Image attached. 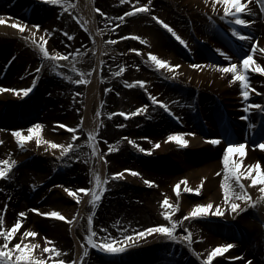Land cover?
Instances as JSON below:
<instances>
[{
    "label": "bare ground",
    "instance_id": "bare-ground-1",
    "mask_svg": "<svg viewBox=\"0 0 264 264\" xmlns=\"http://www.w3.org/2000/svg\"><path fill=\"white\" fill-rule=\"evenodd\" d=\"M136 1L137 0H126V7L128 6L127 12L131 13L132 9L136 8ZM139 1H142L140 4L141 6L148 3V0ZM243 2L246 10L241 13V15L248 21H253L246 26L236 25L234 23L235 17L230 14L225 19L224 9L227 5L223 4L222 0H220V2H218V0H152V4L149 8L153 24L147 23L141 29L140 34L143 39L135 41L132 38H129L127 40L128 43L133 44L131 49H137L138 44H140V50L137 49L138 51H130L127 54L128 57L126 56V58L121 61V64H125L129 69L137 67V62L132 55L134 54L147 68L157 71L161 83L173 87V92L171 93L172 96L166 91L163 93V96L157 97V95L159 96L161 93L160 91L163 85L160 84L159 81L154 82L150 75H147V78L145 79L147 83L145 85L149 86L146 87L147 91L145 99L149 106L147 110L142 111L138 117L142 115L143 117L150 116L149 120L151 123L144 124L145 127H139L140 129L144 128L146 131V135L141 136L144 137L142 138L143 141L141 144L136 142V139L132 138L127 139L125 143L131 146V148L134 147L135 144V146L139 145L142 148L151 149L150 152H141L139 148L136 147L137 154L138 156L140 155V158H142L144 163L155 165L163 164L169 167L173 166V164L168 160H172L177 167H174L175 169H169L164 173H151L148 170H144L142 167H140V169L139 166H132V168H129L128 162H120L115 165V168H117L116 172L123 171L124 169H134L135 171H138L140 175H133L132 172L127 171L124 172V175L121 178L122 182L126 184L131 183L130 185H132L133 188H146L148 191L154 192L156 197L157 195L159 196L158 200L161 202L162 195H164V198L167 196L170 199V203L179 204V211L173 209L174 218L181 219L183 222L182 225L178 227L176 234L182 235L183 233V235H187V232L191 231L192 243L191 247H189L187 243L169 240L161 234L154 233L149 234L144 238H135V243H133L131 247L126 248L125 253L122 254H106L103 251L94 248L97 252L110 256L111 263L205 264L206 261L196 256V253L193 250V241L201 238L206 245L209 246L208 249L211 253L214 248L221 246V242L224 241V239H228L230 235L224 234L218 237L215 233L209 230V227L216 224L222 226L221 228L226 230L230 225L243 223V227H245L246 230V237L243 241L244 243H236V245H233L227 251L223 252L222 255L215 256L211 264H241V261L243 262V260L247 261L248 264H264V221L263 223H260L262 222V219L264 220V198H262L264 197V194L260 192L262 185L259 183L256 185L252 184V177H258L259 173L254 171L252 177L245 176L243 179V183L247 186V191L251 195V200L238 201L244 209L242 212L238 209L236 213H233L230 205H225L222 190V183L225 176L222 157L226 142L247 141L246 155L243 157L244 166L253 165L259 161L262 168H264V149H260L259 147L251 148L252 144L256 145L261 141H264V111L257 108H252L247 112L245 111V108L248 107L249 103L264 105V73H256L249 70V79L251 82V88L249 91L251 95L249 101L245 102L241 95L242 88L240 82H231V73H222L219 69L211 66L215 64L227 65L229 63H235L239 53L241 52V55L245 53L248 48L246 45L250 44L252 41L257 44V50L253 54L254 59L257 63L264 65V52H261V49L264 48V22L261 23L260 20H257L263 12L264 1L257 0L253 3L249 0H243ZM11 3V7H14V0H12ZM24 3L25 4L20 3L19 0L15 1V4H17L15 8V12L17 13L16 16H14V14L8 9L0 11V15H3L6 21L5 24L0 25V43L1 45H5L4 48L0 49V58L7 53V58L5 60H0V86L5 88L23 89L31 87L34 83V81L31 80L30 85L26 86L23 82V78H27L24 74L21 72L14 74V60L12 61L15 49V47H13L14 44L18 43L17 41L21 42V39L26 45L40 49L39 45H36V42L38 41L41 43V37L43 36L45 37L43 42L47 43L46 36L48 33L53 32L55 21L50 19L43 20L42 23H39L41 25V29L39 30L28 24V27H26L23 32L12 27L11 23L15 19L18 18L20 21L25 22L24 20H27V16L31 13L39 12L41 15H44L46 8L52 5L46 2V0H38L36 2L37 5H40L38 8H35V3ZM77 3L79 4V12L84 19L87 20L93 40L91 45H89V48L83 49L72 58L73 65L76 64V61L78 60H85L92 69L91 83H89L86 93V101L84 103L85 109L82 111L79 119L72 116L68 110L64 113L62 111L59 112V109L58 112L56 110L52 111L54 117L60 114L58 118L63 117V119L69 122L72 125V128H75L76 131L78 130V126L85 129L87 142L92 152V171L88 181L85 182L84 185H79L78 188L87 187L94 189L96 186L95 175L97 173L100 174L102 180H107L109 175L107 172L108 165L106 163V156L103 155L105 149L101 142L98 141L97 136V124L100 116L96 115L94 117L91 114V108L94 104L95 110H98L100 100L103 98V94L99 87L103 53H116V51L113 47L103 42L102 32L98 27V19L95 15L94 0H77ZM213 5H215V8ZM109 9L114 13L116 11L114 5L110 6ZM247 9H251V11L249 12ZM140 13L143 14L148 12H137L128 15V18H134L136 16V18L139 19L138 16ZM173 13L179 14L182 17V20L174 19L172 16ZM204 15H207L213 21L220 18L222 20V25L219 26V23H214L215 27H213V25L198 27L197 23L201 21L200 17ZM155 16H159L172 26L181 38L187 42V47H185L184 44H181L180 41L168 32L167 29L163 28V26L154 19ZM134 22L135 20L132 21V23ZM154 24L157 25L155 30L151 27L152 25L154 26ZM128 25L129 24L126 23L124 28ZM130 26L132 27V24H130L128 28H130ZM216 28L224 31V33L230 38L229 41L236 47H238L239 44H242L243 47L241 49L235 48V50H233V46L229 41L226 40V44L225 40L219 37L216 33ZM232 28H236L246 35H251L253 39L240 40L232 34ZM45 29L48 30L47 33L44 31ZM33 33H35L34 42L31 37ZM49 46V52L55 54L56 51L53 49V44L49 43ZM206 46L208 47L207 50H205ZM217 49L227 52L232 59H226L217 51ZM209 50L217 56L213 57V54L208 52ZM140 52H143V54L141 55ZM149 53L155 54L162 59L168 60L169 63L179 65L180 67L171 71L168 69L157 70L154 63L150 60ZM52 56L54 57L55 55ZM52 61L60 65H71L70 63H64L61 59L59 61L53 59ZM46 63L47 61H43L39 68L42 70ZM194 64H199L200 68L192 67ZM240 67L242 68V66ZM139 72L143 71L140 69ZM36 73V75L32 76V78H35V88L38 85L37 78L42 74L41 71ZM143 73H145V71ZM50 89H52L51 93H56V87L52 86ZM253 89L255 91H253ZM32 92L30 94H32ZM149 92L155 95L158 100H163L167 103L171 112L165 110L160 105L154 104L149 98ZM28 97L29 96H23L22 93L21 95H17L11 91L0 93V117L5 111V108L9 105L21 103ZM178 97L182 98L180 99ZM174 98L178 99L173 101ZM179 100L184 102H179ZM186 101L191 104L189 106L191 109H187V107L185 108L187 110L179 109L178 105L181 103H187ZM141 105H143L142 101L138 100H131L130 104H128L130 108L135 107L136 109ZM153 107L156 108L155 111L153 110ZM225 116L227 118L226 121ZM242 116H249V119H242ZM81 118H83V120H81ZM118 121L119 119L110 121L109 124L112 127L117 124ZM57 122L58 121H55L53 125L41 127L39 130L40 137L56 143L65 144L69 132L65 133L61 131L62 128L59 127V125H56ZM174 126L178 127V129L174 128ZM92 131L96 132V138L94 141L89 139V133ZM110 131L111 129L106 128L105 132L109 133ZM174 132L188 133L189 135L184 137L189 141L188 145L182 146L178 142L168 141V135ZM23 134L30 135L28 131L23 132ZM0 136L1 140L4 139L6 142L8 141L12 144L17 140L13 135V130L6 134L1 133ZM210 137H221V143L216 145L211 144L209 140L206 139ZM133 141L135 143H132ZM25 143L31 148L30 153L37 154L39 157L44 156L47 152L52 153V151H60V149L51 148L50 145L42 143L38 144L35 135H33L31 141ZM157 143L160 145L158 148L156 147ZM93 144H95L96 148L99 149V153L102 155L94 153L92 147ZM105 144L112 149H115V145L111 144L109 141H106ZM46 148L47 151H45ZM107 150H109V148ZM5 154V160H14V150L13 152L6 151ZM31 154H26L25 156L27 157ZM119 157L122 159V155ZM23 159V156H18L16 162H23ZM235 159L241 158L237 154ZM13 170L14 169L8 173L7 177L1 180V184L4 183L5 185L4 188L3 186H0V210L2 208L5 209V206H7L6 210H4V214L0 213V216L4 217V222L14 220V217L17 215L16 211L20 208L19 205L23 202L21 201L19 203L17 201L16 194L18 192L14 190V181H12V176L14 175ZM11 174H13L11 178H8ZM47 176L48 174L39 179V187L44 184ZM205 177H207L205 180V186L200 194L182 191L180 197L176 196L174 191L176 183L187 178L190 186L198 187L201 180H204ZM148 179L155 181V184L151 186L146 184L145 180ZM33 188L27 191L28 195L34 192ZM181 188L183 189L184 185H181ZM51 190L56 191L55 189ZM57 190L65 198L69 195L64 189ZM237 190L239 191L238 187ZM78 195L83 197V199L77 201L76 198L72 196L71 199L75 198L73 200L74 204H70L68 208L71 218L68 235L72 242L71 243L69 240L68 244L70 247L73 246L74 252L72 261H75V264L78 263L81 254V241L77 236V232H80L86 238H88L90 234L88 232L87 221L89 214L86 212V204L91 199V195H85L84 193H78ZM207 203L213 204V209L210 210V212L213 213L212 215L197 218L189 217L188 220H183V217L187 216L196 204ZM34 204H36V202H34ZM216 205H221V210L224 214L227 213L228 216L226 217L224 214L216 216L214 214ZM40 212L45 211L42 209L39 212L33 213L35 216L46 217L41 215ZM143 214V208H140V205L135 201L132 200L126 203V201L119 200L118 204L109 206L107 217L109 216L110 220L116 223L120 229H128L129 231L125 235H131L134 232V228L138 226L134 227V225L137 224L138 218ZM225 217L229 219L227 220ZM145 221V226H143L142 229L153 226L150 225V223H145ZM35 226L43 227L44 232L41 234L35 229ZM27 228L29 231L37 232L38 235L35 237L27 236L28 239H25L22 246L28 243L32 244L36 239L42 243L40 239L44 240L46 237L48 238L45 239L46 241L50 239L53 240L58 233L63 234L60 226L50 222H39V220L35 219L27 225ZM130 229H133V231ZM229 229L230 227L228 230ZM140 230L137 229L135 231ZM118 237L119 236L114 235L112 238L115 240L119 239ZM120 238H123V236H120ZM120 243H123V240L118 241V244ZM170 244H174L175 247H179L180 249H187L196 257L195 261L193 262L191 260L190 262H186L177 256L165 253V247L170 246ZM134 252L139 253L136 258H131V260L124 262L116 260L119 256H128ZM91 262L94 263L96 261L91 260Z\"/></svg>",
    "mask_w": 264,
    "mask_h": 264
},
{
    "label": "rangeland",
    "instance_id": "rangeland-1",
    "mask_svg": "<svg viewBox=\"0 0 264 264\" xmlns=\"http://www.w3.org/2000/svg\"><path fill=\"white\" fill-rule=\"evenodd\" d=\"M12 0H0V11H4L5 9L10 10L14 16L17 15L15 12L16 5L14 0V7H11ZM20 3L25 4L24 2L35 3V8H38L40 5H37L36 2L38 0H19ZM129 1V0H128ZM134 1V0H131ZM160 1V0H159ZM251 2H256L257 0H249ZM264 1V0H263ZM94 8L101 9L100 12H96V17L98 19L97 24L99 29L102 32V39L105 44L110 45L116 51V53H103L102 62H101V77L99 80L100 91L103 94V98L100 100V106L98 110H95V105L93 104L91 108V114L95 117L99 115L98 124H97V136L98 141L101 142L102 146H104L103 155L106 156V163L108 165V178L107 184L104 185L106 191L96 206L90 202L91 199L86 204L87 213L93 215V229L96 231L97 235L94 240H100L102 238L113 237L114 235L119 236V239H115L116 242L123 240L120 238L122 236V232L117 226L116 223L110 220L108 215L109 206L113 204H118L119 200L126 201V203L130 201H135L140 205V208H143L144 214L138 218L137 226L134 228V231L137 229L143 230L144 221L145 223H150V225L157 224H170L164 216V208L162 207V202L158 200L159 196L154 192L148 191L146 188H133L132 185L123 183L122 180H116L113 177V173H116L117 168L115 165L120 162H128V167L132 168V166L142 167L144 170H148L151 173H164L169 169H173L177 167L172 161H170L173 166L167 167L163 164H150L144 163L140 155L138 156L136 146L131 148V146L127 145L125 141L127 139H136V142L140 143L143 141L141 136L146 135V131L140 129L139 127H145L144 124H149L151 121L149 120L150 116H140L139 114L144 111L142 109L141 113L134 116H116L117 112H135V107H129L131 100L142 101L143 105L147 104L145 95H146V87L149 85H144L143 87L135 84L137 80H144L147 78V75H150L151 79L154 82L160 80V76L157 71L150 70L145 65L140 62V59L137 58L134 54H132L137 62V67L133 69H129L125 66V64H121V61L126 58L127 54L131 51V47H133L132 43H128V39L132 38L135 41L137 36L141 37V29L147 24L152 23L151 14L143 13L136 18H128V16H124V13L127 12L128 6L126 7V0H94ZM142 1L137 3L136 8L141 7ZM114 5L116 7L115 13L110 10V6ZM79 4L77 0H64L61 5H50L45 10V14L41 15L39 12L31 13L27 16V20H24L30 25H36L42 23L43 20L50 19L54 20L53 32L48 33L46 36V47L50 48L49 43H52L54 46V50L61 53H71L67 57V59L61 58L64 63L67 64H58L52 60L46 59L43 57L40 49L33 48L30 45H26L24 41H17L13 47L14 49V74L23 73L27 78H23V82L25 85H30V81H35V78L32 76L36 75V69L42 65L43 61H47L45 68L43 67L41 70V76L37 78L38 85L35 90L32 92L29 97L15 105H9L5 108L2 116L0 117V135L1 133H7L11 130L23 129L24 132L28 130L32 125L39 123L42 127L53 125L55 121L60 123H56L61 126L62 124H67L69 128H72V125L63 119V117L58 118L60 114L54 117V113L52 110H56L58 112L62 111L63 113L68 110L72 116L79 119L82 111L85 109V101H86V93L89 87V83H91L92 78V69L89 67V64L85 60H78L76 64L73 63V57L76 56L77 53L81 52L83 49L89 48V45L93 42L91 31L89 29L87 20L79 12L78 8ZM37 11V10H35ZM114 13V15H113ZM106 14V15H105ZM176 20H182V17L179 14L173 13L172 15ZM123 17V19H121ZM135 20L134 23L132 21ZM200 22H198V27L205 26H214V22L219 23V26L222 25V21L220 18H217L216 21H212L207 15L200 17ZM261 23L264 22V8L259 19ZM58 21V22H57ZM253 21H250V23ZM132 24L130 28L125 27V24ZM40 25V24H39ZM118 26V27H117ZM135 26V27H134ZM156 24L152 29L155 30ZM232 27V26H231ZM216 33L225 40L226 44L228 39L225 38L222 30L216 28ZM67 33V35H66ZM247 33V31H246ZM21 35V34H20ZM34 42L35 36L31 35ZM141 39H143L141 37ZM115 40L116 43H110V41ZM227 40V41H226ZM42 41V40H41ZM41 43H44L43 41ZM255 42H250L247 44L248 47L246 52L241 55V52L238 55L235 63L239 64L240 60L243 58L245 54H248L252 51L251 46ZM40 43L37 41L36 45ZM140 44H138V48ZM5 45H1L0 49L4 48ZM243 47L242 44H239L238 49ZM264 49V48H263ZM206 50V49H205ZM50 51V49H49ZM142 55L143 52H140ZM52 55H55L52 53ZM128 57V56H127ZM7 58V53L0 58V60H5ZM78 67V68H77ZM124 69L121 72V69ZM143 72H139V70ZM18 70V71H17ZM63 73V75H61ZM81 73H84V76L81 77ZM68 76H71L73 79L70 81L67 79ZM29 79V80H28ZM77 79L87 80V83L76 84L75 81ZM36 80V81H37ZM149 84V82H148ZM131 85V86H129ZM52 86L56 87V93H51ZM48 87V88H47ZM168 91V94L171 95L173 92V87L168 84H164L161 88V93L157 97L163 96V93ZM79 93V95L77 94ZM172 96V95H171ZM184 96V95H182ZM182 98V97H178ZM178 98H174L173 101H176ZM46 100V101H43ZM179 102H184L179 100ZM179 104V109L187 110L191 109L189 106L191 104L188 103ZM103 103V104H102ZM149 106V104H147ZM142 105L139 107L141 108ZM187 107V109H185ZM155 107L153 110L155 111ZM109 113H115V115L109 116ZM117 124L111 127L109 124L110 121L118 120ZM123 125V127H121ZM144 125V126H143ZM48 128V127H47ZM65 128V127H64ZM67 128V130H69ZM78 131L74 132L73 135H77V139L75 141L72 140V133L68 135V139L65 144L72 143L74 145L73 151L68 154V156L61 157L60 151H52V153H46L44 156H40L37 154H31L30 147L27 143L24 144L23 147L16 141L14 144L6 142L4 139L3 143H0V160H5L6 151L13 152L14 150V161L18 158V156H23V162H16L13 166V174H11L8 178H13L14 181V190L18 193L16 194L17 201L22 204L19 205V209L16 211V216L13 221L4 222L0 227L10 228L13 223L17 220L22 221L21 228L16 232V235L13 237L12 241L8 242V247L12 248L15 243L27 238L24 236V233L29 231L27 225L31 223L33 219L39 220V222H50L52 224H56L61 227L63 234L58 233L56 238L53 240L46 241L45 239L40 241L38 239L33 241L32 244H35L36 247L32 249L34 257H43L46 261V264H53L54 261H65V264L72 261L73 259V246H69L68 241L70 240L68 235V230L70 228V213L69 206L70 204H74L72 196H68L65 198L61 193L58 192L57 189L71 188L74 191L79 189V185H84L85 182L91 176L92 171V152L90 146L87 142V135L85 133L84 128L77 127ZM102 128V129H101ZM106 128L111 129L109 133L105 132ZM174 128H177L174 126ZM51 130V129H49ZM78 133V134H77ZM72 135V136H71ZM106 141H109L111 144L115 145V149L112 151L107 150L109 148L106 145ZM257 145V144H256ZM251 148H257L252 144ZM136 151V152H135ZM28 155L27 157L25 156ZM122 155V159L119 157ZM79 157L76 159L75 157ZM11 159V156H10ZM13 161V160H12ZM133 167V168H134ZM37 168V169H36ZM141 169V168H140ZM175 169V168H174ZM134 170V169H131ZM178 170V169H177ZM179 172V171H178ZM46 177L44 184L39 187V179L41 177ZM7 177V176H6ZM0 186H3L4 183ZM36 187V188H33ZM34 192L31 194H27V191L32 189ZM81 188V187H80ZM51 189H55L51 190ZM67 192V191H66ZM150 192V193H148ZM152 193V194H151ZM164 199V195H162V201ZM36 202V204H34ZM33 208L44 210L45 212L59 211L67 217V220H59L51 217H40L32 214ZM107 208V209H106ZM5 209L2 208L0 210L1 214H4ZM24 211L27 213L25 217H20L19 213ZM174 212V210H172ZM226 217L227 213L224 214ZM225 217V218H226ZM155 218V219H154ZM227 220L229 218H226ZM263 219L262 222L263 223ZM140 225V226H139ZM243 223H237V225H230V229H222L220 225H212L209 227L211 232L215 233L216 236L220 237L224 234H229L230 237L228 239H224L222 241V245L224 244H232L236 245V243L243 244L246 234L245 227H243ZM83 226V225H82ZM35 229L41 234L44 232L43 227L35 226ZM145 229V228H144ZM133 231V229H130ZM129 230L127 229L123 234H127ZM118 232V233H114ZM183 232V231H182ZM77 236L81 241V254L77 264H113L111 263L110 256L101 254L97 252L94 247L87 243V238L84 237L80 232H77ZM183 234V233H182ZM44 235V234H43ZM18 237V239H17ZM28 239V238H27ZM34 239V238H33ZM71 242V240H70ZM72 243V242H71ZM4 244V238L0 237V246ZM23 247V246H22ZM45 247H55L59 249V253H50L48 251H44ZM88 249L89 255L87 257L83 256L85 249ZM209 246L201 239L198 238L196 241H193V250L200 259L207 261V257L210 254ZM165 253H168L173 256H177L178 258L183 259L186 262H190L191 260L194 262L196 257L190 253L185 248L180 249L179 247H175L174 244H170V246L165 247ZM174 252V253H173ZM139 255L138 252H134L130 255H122L117 257V261L124 262L127 260H131V258H136ZM242 257V255L240 254ZM83 257V259H81ZM186 258V259H185ZM243 258V257H242ZM12 259L15 261L16 253L13 254ZM91 260L96 261L94 263ZM213 261V260H212ZM211 261V263H212ZM243 262L248 264L247 261ZM241 261V264H244Z\"/></svg>",
    "mask_w": 264,
    "mask_h": 264
},
{
    "label": "snow or ice",
    "instance_id": "snow-or-ice-1",
    "mask_svg": "<svg viewBox=\"0 0 264 264\" xmlns=\"http://www.w3.org/2000/svg\"><path fill=\"white\" fill-rule=\"evenodd\" d=\"M46 2L53 4V5H61L64 0H46ZM123 2V0H122ZM220 2V0H218ZM223 4L227 5L225 7L224 12H225V19L227 16L230 14L235 17L234 23L236 25H243L246 26L250 23L247 19H245L241 13H243L245 9V4L243 0H222ZM137 3H139V0H137ZM152 4V0H148L147 4L142 5L139 8H133L132 12H125L124 16H128L137 12H148L150 13V8L149 6ZM215 8V5H213ZM97 12H100L101 9L96 8L95 9ZM247 11H251V9H247ZM106 15V14H105ZM123 19V17H121ZM154 19L163 26V28L167 29L168 32H170L177 40L180 41L181 44H184L185 47H187V42L181 38V36L176 32V30L170 26L168 23H166L163 19H161L159 16H155ZM5 17L3 15H0V25L5 24ZM11 26L19 29L21 32L25 30L26 27H28L27 22L20 21L18 18L15 19L12 23ZM32 27L36 28L37 30L41 29V25L36 24L33 25ZM118 27V26H117ZM46 33L48 32L47 29L44 30ZM232 34L239 38L240 40H252L253 37L251 35H246L242 31L237 30L236 28H232ZM35 33H33V36ZM67 35V33H66ZM136 39H141V37L137 36ZM41 40L44 41L45 37H41ZM110 43L115 44L116 41L112 40ZM39 48L42 51L43 57L49 60H56L59 61L61 58L67 59L71 53H61L57 51L55 53V56L53 57L52 54L49 52L48 47H46V42L45 43H40ZM252 51L248 54H245L243 58L239 62V66L237 63H229L227 65H221V64H215L211 65L214 68L219 69L222 73H231L232 74V81L231 82H236L239 81L241 84V95L244 98L245 102L249 101L250 98V91L249 89L251 88V82L249 79V70L254 71L256 73H264V65L257 63V61L254 59V53L257 50V44L253 43L251 46ZM131 51H138L137 49H131ZM218 52L222 56H224L226 59L231 60L232 57L228 55L227 52H223L221 49H217ZM261 52H264V49H261ZM150 60L154 63V66L157 70L161 69H168L169 71L179 68V65L171 64L169 63L168 60L162 59L158 57L155 54L149 53ZM242 66V68L240 67ZM194 68H200L199 64H194L192 65ZM123 68L121 69V72H123ZM37 72H40L41 69L37 68ZM63 75V73H61ZM84 76V73H81V77ZM68 80H72L73 78L71 76L67 77ZM87 83V80L83 79H77L75 81L76 84L80 83ZM147 81L144 80H137L135 81V84L143 87ZM35 81L31 87L23 88V89H18V88H5L3 86H0V93L6 92V91H11L16 93L17 95L23 94V96L27 97L29 94L34 90L35 88ZM131 86V85H129ZM147 91V89H145ZM253 91H255L253 89ZM79 95V93H77ZM150 100L157 105H160L163 107L165 110L171 112V109H169V106L167 103H165L163 100H158L155 95H153L151 92L148 93ZM148 105L144 104L142 105L141 108H137L135 112H122L121 115L125 117L129 116H134L139 113H141L142 109L147 110ZM252 108H257L260 109L261 111H264V105H259V104H248V107L245 108V111H250ZM115 115V113H109V116ZM242 119H249V116H242ZM83 120V118H81ZM60 123V122H57ZM62 127L69 128L67 124H62ZM42 125L39 123H36L32 125L31 127L28 128V132L30 135H24L23 129H18V130H13V135L17 139V142L20 144L21 147L24 146L25 142L31 141L33 139V135H35L38 144L42 143L45 145H50L51 148L53 149H60L61 150V157L68 156L70 152L73 151L74 145L72 143L68 144H61V143H56L51 140H46L42 139L39 134V130L41 129ZM123 127V125H121ZM70 131L76 132L75 128H69ZM78 134V133H77ZM186 135H189L188 133H183V132H174L170 133L167 137L168 141H175L178 142L182 146H187L189 141L185 139L184 137ZM194 135V133H193ZM96 138V132L92 131L89 133V139L90 140H95ZM77 139V135L72 136V140L75 141ZM147 139V138H146ZM209 140V142L213 145L220 144L222 138L221 137H210L206 138ZM0 143H3V141H0ZM132 143H135L134 141ZM246 146H247V141L244 142H226V146L223 151V157H222V162L224 165V170H225V176H224V181L222 183V190H223V199L225 202V205H230V208L233 213H236L237 210L239 209L241 212L244 211V209L241 207V204L238 203V201H249L251 200V195L247 191V186L243 183V179L245 176L252 177V173L258 172L259 176L258 177H252V184H260L262 187L260 188V192L264 194V168H262L261 164L259 161H257L253 165H248L244 166L243 162V157L246 155ZM255 147H259L260 149H264V141H261L257 145H254ZM93 151L96 154L99 153V149L96 148L95 144L92 145ZM137 148L141 152H150L151 149H145L140 147L139 145H136ZM156 147H160L159 143L156 144ZM47 151V148L45 149ZM109 151H112V148L109 147ZM239 155L241 159H235L236 155ZM102 155V154H100ZM76 159H79V157H75ZM16 164V161H9V160H0V178H5L8 173L12 170L13 166ZM132 172L133 175H140L138 171L131 170V169H124L123 171H118L116 173H113V177L116 180H120L124 172ZM207 177L204 178V180H201L200 185L198 187H192L189 185V181L187 178H184L180 182L176 183L174 186V191L176 193L177 197H180L183 192L187 193H196L200 194L201 190L205 186V180ZM95 180H96V186L94 189H90L87 187H81L77 190H73L71 188H66L65 190L68 192L70 196H74L77 201H81L83 197L78 195V193H84L85 195H91V203L93 206H96L99 201L101 200L104 191L106 189L103 187L104 185L107 184V180H102L100 177V174L97 173L95 175ZM145 183L148 184L149 186L155 184V181L153 180H145ZM181 185H184V188H181ZM237 187L239 188V191L237 190ZM264 198V197H262ZM162 207L164 208L163 216L164 218L170 222V224H157L154 226L147 227L143 230L140 231H134L131 235H124L123 233L126 231L124 229L121 230L122 236H123V243L118 244L113 238H102L100 240H94L93 237L97 235L96 231L93 229V215L88 216V232L90 233L88 238H87V243L91 245L92 247L103 251L106 254H122L125 253L126 248L131 247L133 243H135V238H144L145 236L149 234H154L158 233L161 234L162 236L166 237L169 240L173 241H181L183 243H187L189 247H191L192 243V233L191 231L187 232V235H177V229L182 225V220L181 219H176L174 218V212L170 210H175L179 211V204H172L170 203V199L166 196L163 201H162ZM7 206H5L6 210ZM222 206L221 205H216L215 206V212L214 214L216 216H221L223 215V211L221 210ZM213 209V204L212 203H207V204H196L193 209L187 214V216L183 217V220H188L189 217L192 218H197V217H204L207 215H212L213 213L210 212V210ZM33 212H39V209L33 208ZM41 215L46 216V217H51L59 220H67L68 218L62 215L61 212L59 211H50V212H40ZM27 215L26 212L21 211L19 213L20 217H25ZM75 219V218H73ZM4 224V217L0 216V225ZM22 221L17 220L15 223L12 224L10 228L7 227H0V237L4 238V244L0 246V264H46V261L43 257H34L32 255V249L36 247L35 244H24L22 247V244L24 243L23 237L21 238V241L18 243H15L12 248L8 247V242L12 241L13 237L16 235V232L21 228ZM38 233L35 231H27L24 233V236H31L35 237L37 236ZM45 239H48L47 237ZM233 245L232 244H224L221 246H217L212 250V252L208 255L207 261L205 264H211V261L213 258L217 255H222L223 252L227 251L229 248H231ZM44 251H48L50 253H59V249L55 247H45ZM16 253V259L13 261L12 256L13 254ZM89 255L88 249L86 248L83 256L87 257ZM83 259V257L81 258ZM53 264H65V261L60 260V261H54ZM68 264H75V261H70Z\"/></svg>",
    "mask_w": 264,
    "mask_h": 264
}]
</instances>
